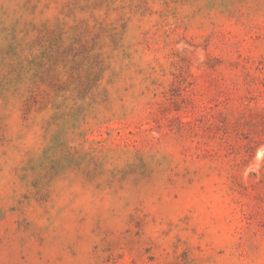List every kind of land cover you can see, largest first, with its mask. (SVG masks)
<instances>
[{"label":"rangeland","instance_id":"1","mask_svg":"<svg viewBox=\"0 0 264 264\" xmlns=\"http://www.w3.org/2000/svg\"><path fill=\"white\" fill-rule=\"evenodd\" d=\"M0 264H264V0H0Z\"/></svg>","mask_w":264,"mask_h":264}]
</instances>
